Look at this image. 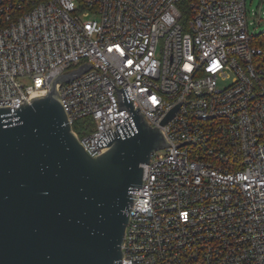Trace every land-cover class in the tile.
<instances>
[{
  "label": "built area",
  "instance_id": "built-area-1",
  "mask_svg": "<svg viewBox=\"0 0 264 264\" xmlns=\"http://www.w3.org/2000/svg\"><path fill=\"white\" fill-rule=\"evenodd\" d=\"M249 25L246 0H0V106L86 63L56 89L71 125L93 121L87 154L130 116L115 87L169 145L130 190L121 264H264V31Z\"/></svg>",
  "mask_w": 264,
  "mask_h": 264
},
{
  "label": "water",
  "instance_id": "water-1",
  "mask_svg": "<svg viewBox=\"0 0 264 264\" xmlns=\"http://www.w3.org/2000/svg\"><path fill=\"white\" fill-rule=\"evenodd\" d=\"M90 67L59 74L19 108L0 106V264H121L130 190L142 184L141 164L169 145L114 86L117 111L130 116L95 141L100 154H87L56 85Z\"/></svg>",
  "mask_w": 264,
  "mask_h": 264
},
{
  "label": "rangeland",
  "instance_id": "rangeland-1",
  "mask_svg": "<svg viewBox=\"0 0 264 264\" xmlns=\"http://www.w3.org/2000/svg\"><path fill=\"white\" fill-rule=\"evenodd\" d=\"M248 9L249 31L258 33L264 31V0H246ZM255 14V16H254ZM88 18L98 20V16L91 15ZM226 82H219V86H225Z\"/></svg>",
  "mask_w": 264,
  "mask_h": 264
},
{
  "label": "trees",
  "instance_id": "trees-1",
  "mask_svg": "<svg viewBox=\"0 0 264 264\" xmlns=\"http://www.w3.org/2000/svg\"><path fill=\"white\" fill-rule=\"evenodd\" d=\"M93 121L90 117L78 119L73 122L72 129L76 132L78 137L88 134L93 130Z\"/></svg>",
  "mask_w": 264,
  "mask_h": 264
}]
</instances>
